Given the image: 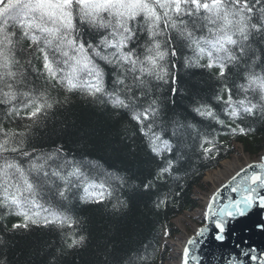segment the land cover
Listing matches in <instances>:
<instances>
[{"label":"snow or ice","instance_id":"obj_1","mask_svg":"<svg viewBox=\"0 0 264 264\" xmlns=\"http://www.w3.org/2000/svg\"><path fill=\"white\" fill-rule=\"evenodd\" d=\"M77 93L88 107L73 102ZM261 130L264 0H0V233L26 249L58 256L29 239L52 226L66 250L85 247L82 214L96 207L103 264H149L142 239L117 242L143 227L120 194L132 178L158 211L181 196L182 173L219 154L221 138ZM258 167L240 181L241 199L219 214L209 203L216 241L226 239L225 217L264 209Z\"/></svg>","mask_w":264,"mask_h":264},{"label":"trees","instance_id":"obj_2","mask_svg":"<svg viewBox=\"0 0 264 264\" xmlns=\"http://www.w3.org/2000/svg\"><path fill=\"white\" fill-rule=\"evenodd\" d=\"M72 99L79 107H88L80 99L78 93L73 95ZM241 151L252 159L257 158L264 151V130L243 138H221L219 154H215L213 158L197 160L188 169L186 175L182 173V179L178 182L182 185L181 196L179 198H172L167 207H162L158 211L152 209L151 200L148 197L140 196L133 186L134 184H138L139 180L133 177L130 181V186L120 194L122 197L130 198L133 211L137 218L143 221V227L139 236L134 235L131 239L121 236L118 237L117 242L122 243L124 246L129 244L138 246L137 241L142 239L143 243L149 245L147 251L149 264H169L173 247L169 243H166L165 239H175L181 234V230L175 224V220L186 212H194L201 208L200 202L194 196L196 190L201 192L208 187L205 184L207 174L220 168L222 163ZM89 178L95 179L97 182H100L102 179L101 176L91 174ZM164 190L160 189V191ZM37 199L45 208L50 207L46 196H38ZM152 199H155V195L152 196ZM108 208H111V203L108 204ZM102 217L103 210L96 207L82 214L85 226L88 229L83 233L88 237L83 248L75 251L66 250L63 246L64 232L56 226L43 230L35 229V226H33L35 230L32 231L29 239L33 241L40 240L44 253H56L57 250H61L60 254L55 257L41 255V249H26L25 243L19 238L12 240L9 236L0 233V235H5L6 240H10L6 246L4 255L8 258V264H43L45 259L54 260V264H103L105 258L97 251V245L100 241L98 240V232L96 231V229L102 230L103 228L105 219ZM20 219V217L9 216L7 222H18ZM154 250L155 254L153 255ZM141 251L143 252L142 248Z\"/></svg>","mask_w":264,"mask_h":264},{"label":"water","instance_id":"obj_3","mask_svg":"<svg viewBox=\"0 0 264 264\" xmlns=\"http://www.w3.org/2000/svg\"><path fill=\"white\" fill-rule=\"evenodd\" d=\"M264 163V156L258 163H253L239 171L235 180L232 178L223 185L214 195L215 201L212 203V211L219 214L221 208L228 204L230 200L235 201L241 199L244 195L239 190L238 185L245 175H251L252 172H261L258 165ZM251 166V167H250ZM247 183H251L248 181ZM233 188H237L233 191ZM264 195V189L258 190ZM213 195V196H214ZM219 218L211 216L208 213L205 225L202 227L207 229L203 235L197 232L190 240L193 243L187 244L190 252L189 264H229L235 260L236 264H262L264 262V230L258 225H264V209L256 207L252 208L244 217L235 219L225 217L227 221L225 225V241L218 242L215 240L217 229L214 221ZM201 228V229H202ZM197 257V260L191 259Z\"/></svg>","mask_w":264,"mask_h":264},{"label":"rangeland","instance_id":"obj_4","mask_svg":"<svg viewBox=\"0 0 264 264\" xmlns=\"http://www.w3.org/2000/svg\"><path fill=\"white\" fill-rule=\"evenodd\" d=\"M264 152V151H263ZM264 153H261L257 158L252 159L243 151L239 152L238 154L234 155L231 159L225 161L222 163L221 167L211 171L207 174L205 178V184L208 186L203 191L199 192L197 195L201 199L204 198L205 201L207 199V196L209 193H211L213 190L215 191L217 188H219L228 178L229 176L236 171L237 169H240L242 167L247 166L249 163L257 162L259 161L261 155ZM226 165L229 167H235V169H229L230 172H225ZM210 189H212L209 193L206 194ZM200 202V201H199ZM203 204H205L203 202ZM204 209L197 210L194 212H187L183 216H180L175 220V224L177 227L181 230V235L179 238L175 241H172L171 244L177 248L178 244H181L180 241L184 240L186 237L191 236L195 233V231L200 228L202 221L204 219ZM174 264H179L176 262H173Z\"/></svg>","mask_w":264,"mask_h":264},{"label":"bare ground","instance_id":"obj_5","mask_svg":"<svg viewBox=\"0 0 264 264\" xmlns=\"http://www.w3.org/2000/svg\"><path fill=\"white\" fill-rule=\"evenodd\" d=\"M232 168H233V167H229L228 165H226V170H225V172H227V173L230 172V170H231ZM229 169H230V170H229ZM233 169H235V167H234ZM233 169H232V170H233ZM240 169H241V168H240ZM240 169H237L236 171H234V172L229 176V178L232 177V176H233L237 171H239ZM232 170H231V171H232Z\"/></svg>","mask_w":264,"mask_h":264}]
</instances>
